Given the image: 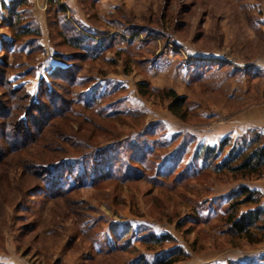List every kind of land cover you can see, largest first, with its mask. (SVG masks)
<instances>
[{
  "label": "rangeland",
  "instance_id": "374dc122",
  "mask_svg": "<svg viewBox=\"0 0 264 264\" xmlns=\"http://www.w3.org/2000/svg\"><path fill=\"white\" fill-rule=\"evenodd\" d=\"M27 4L24 24L31 20L40 36L16 40L0 3V110L9 108L0 117V264H138L140 256L157 264L171 248L186 255L175 264H264L262 223L257 243L225 223L241 185L258 191L264 207V175L213 171L230 146L210 164L194 155L198 144L264 135V0ZM60 16L89 36H117L99 59L74 58ZM58 52L76 64L69 74L78 84L55 70L68 67ZM167 89L186 97V120L169 111ZM31 99L37 109L23 123L31 137L15 151L10 107ZM66 156L82 159L87 176L52 195L53 177L35 170ZM150 234L173 242L148 246Z\"/></svg>",
  "mask_w": 264,
  "mask_h": 264
},
{
  "label": "trees",
  "instance_id": "16d2710c",
  "mask_svg": "<svg viewBox=\"0 0 264 264\" xmlns=\"http://www.w3.org/2000/svg\"><path fill=\"white\" fill-rule=\"evenodd\" d=\"M50 3H57L58 0H48ZM3 8L7 9L11 18L9 20V26L13 28L14 37L18 40L20 37L30 36V37H39L40 29L38 26H33L32 21L28 20L24 24L25 18H23V13L28 11L27 0H11L7 4L2 2ZM23 5L25 8L19 9V6ZM59 25L61 26L62 31L65 33L68 46L74 48L77 52H74L72 55H79V58L97 60L108 50L113 39L117 36H107L102 32L95 31L96 34L89 36L88 33H84L79 30L76 26L70 23L65 16H60L57 18ZM30 21V22H29ZM31 23V25H30ZM136 29V28H135ZM125 30V29H124ZM127 31L132 29L126 28ZM125 30V31H126ZM132 32V31H131ZM135 36L130 37L129 39L133 41ZM129 40V41H130ZM70 55V56H72ZM57 60L67 62L68 67H56L55 70L60 73L61 78H69L73 81L72 84L77 83L72 74H69L71 69H74L76 64L69 61V56L63 55L61 52L55 54ZM73 77V79H71ZM80 85V84H79ZM14 88V87H13ZM17 88H14V93ZM139 89L143 94H146L145 84L139 83ZM47 93V90H43ZM44 93V94H45ZM8 96V94L6 95ZM163 97L169 100L168 109L169 111L179 117L182 120L187 119V108H186V97L179 95L174 89H167L163 91ZM88 104H92L85 100ZM4 102L0 101V104ZM37 109V105L34 99H31L29 105L20 106L16 104L13 107H10V110H13V120L15 127L12 134H7L9 127L5 126V135H8L9 140L12 138L11 145L13 150H24L27 147V140L31 137V127L27 128L25 131L23 123L28 122L29 116H31V111ZM0 117L9 113V108L1 112ZM68 113V109L62 110L56 116L50 115V118L62 117L64 114ZM41 115V114H40ZM8 116V115H7ZM39 128H37L38 130ZM40 130V129H39ZM19 137L22 138V142L19 141ZM37 138V137H35ZM18 140V141H17ZM230 146V150L226 157L222 158L218 163L213 167V171L216 173H228L233 179H259L264 175V135L258 132L257 130H250L241 135L237 140L233 141L230 137H224L217 146L205 145L201 146L198 144L197 148L194 150V155L198 160L207 162L210 164L211 160H216L220 157L221 153ZM82 154V152H80ZM88 155L84 156V159ZM81 160L78 161L74 158H69L68 156L57 159V161L40 165L38 170H35L36 173L42 178L45 175H51L52 182L50 185H46L52 195H61L65 191L72 188L76 185L77 179L80 180L82 177L87 176V171L89 168L81 166ZM79 164V165H78ZM80 172V174H79ZM78 173V174H77ZM72 178L73 181L67 186L68 180ZM44 186V182L42 183ZM65 184V185H64ZM52 185V186H51ZM53 197V196H52ZM230 202L227 208V214L225 217V223L229 224L232 230L244 237L249 243H257L260 240L255 238L256 234L254 229L258 228V224L262 223L264 227V207L261 205V194L249 188L246 185H241L239 188L231 193ZM242 206H250L246 212H240ZM261 229V228H260ZM143 242L148 246L162 247L166 242H173V237L170 235L164 236H155L150 234L147 237L142 238ZM185 254L180 249H169L166 252H163V256L159 257L156 260L157 264H175L176 262L185 258ZM138 264H147V262L140 256Z\"/></svg>",
  "mask_w": 264,
  "mask_h": 264
},
{
  "label": "crops",
  "instance_id": "0c3cea01",
  "mask_svg": "<svg viewBox=\"0 0 264 264\" xmlns=\"http://www.w3.org/2000/svg\"><path fill=\"white\" fill-rule=\"evenodd\" d=\"M10 1H11V0H0V3H1V2L8 3V2H10ZM79 20H80V19H79ZM86 25H87V24H86ZM232 130H233V129L228 130V131H232ZM228 131H225V133H227ZM211 137H214V136H211ZM206 142H209V143H211V144H214V143H216L217 141H216V139L212 138V140L207 139ZM252 188L262 191V187H261L260 185H255V186H253Z\"/></svg>",
  "mask_w": 264,
  "mask_h": 264
}]
</instances>
